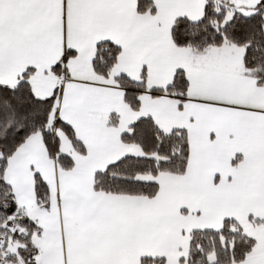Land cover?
Instances as JSON below:
<instances>
[{
	"label": "snow or ice",
	"instance_id": "obj_1",
	"mask_svg": "<svg viewBox=\"0 0 264 264\" xmlns=\"http://www.w3.org/2000/svg\"><path fill=\"white\" fill-rule=\"evenodd\" d=\"M0 264H264V0H0Z\"/></svg>",
	"mask_w": 264,
	"mask_h": 264
}]
</instances>
